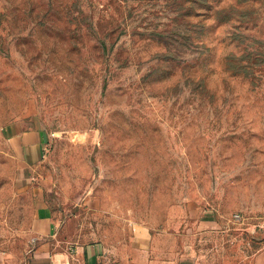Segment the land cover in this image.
<instances>
[{"label":"rangeland","instance_id":"374dc122","mask_svg":"<svg viewBox=\"0 0 264 264\" xmlns=\"http://www.w3.org/2000/svg\"><path fill=\"white\" fill-rule=\"evenodd\" d=\"M11 1L0 150L8 124L45 131L61 241L120 248L145 226L201 264H264V0H221L228 25L202 0ZM12 249L24 264L26 238Z\"/></svg>","mask_w":264,"mask_h":264},{"label":"crops","instance_id":"0c3cea01","mask_svg":"<svg viewBox=\"0 0 264 264\" xmlns=\"http://www.w3.org/2000/svg\"><path fill=\"white\" fill-rule=\"evenodd\" d=\"M0 150V264H17L12 249L26 238L24 264H201L194 247L185 243L165 244L163 233L137 226L128 245L109 248L98 243L69 244L61 241L58 224L47 205L43 189L36 183L37 172L47 153V135L38 126L13 122L4 128ZM205 227L217 220L205 218ZM10 245V246H9Z\"/></svg>","mask_w":264,"mask_h":264},{"label":"trees","instance_id":"16d2710c","mask_svg":"<svg viewBox=\"0 0 264 264\" xmlns=\"http://www.w3.org/2000/svg\"><path fill=\"white\" fill-rule=\"evenodd\" d=\"M11 0H4V11L0 12V16H5L7 11V8L10 9L11 7ZM189 7L185 9V18L189 19L191 16H195V17H200L202 14H200V12H197L196 14L193 15V9L197 6L196 3H194V1H190L189 2ZM199 5L201 6L203 13L204 12H208V11H213L217 14V18L216 20L221 22V23H226L227 25L230 24L232 21L231 19L228 20H222L220 19V15L222 14L225 6H223V1H219V0H202ZM35 24H39V25H43V23H45V21H43V18L41 19H37V18H33L32 20ZM247 62V61H246ZM232 60H229V64L228 65H232ZM241 63V62H240ZM238 63L236 62V64H234L236 67L238 68H230L233 69V71L237 72L240 70V66L237 65ZM233 65V67H234ZM242 69V68H241Z\"/></svg>","mask_w":264,"mask_h":264}]
</instances>
